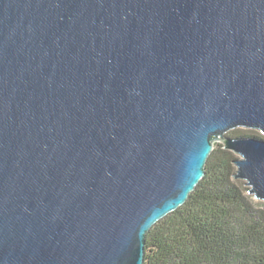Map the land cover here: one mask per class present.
Wrapping results in <instances>:
<instances>
[{"label":"water","instance_id":"1","mask_svg":"<svg viewBox=\"0 0 264 264\" xmlns=\"http://www.w3.org/2000/svg\"><path fill=\"white\" fill-rule=\"evenodd\" d=\"M216 142L264 201V0H0V264H144Z\"/></svg>","mask_w":264,"mask_h":264},{"label":"trees","instance_id":"2","mask_svg":"<svg viewBox=\"0 0 264 264\" xmlns=\"http://www.w3.org/2000/svg\"><path fill=\"white\" fill-rule=\"evenodd\" d=\"M230 132L245 135L239 128ZM236 158L215 143L186 203L148 232L144 264H264V201L234 177Z\"/></svg>","mask_w":264,"mask_h":264},{"label":"rangeland","instance_id":"3","mask_svg":"<svg viewBox=\"0 0 264 264\" xmlns=\"http://www.w3.org/2000/svg\"><path fill=\"white\" fill-rule=\"evenodd\" d=\"M241 133L240 134H248V133H260L259 131L255 130V131H251L252 129H245V128H239ZM231 132H229L228 134L230 135ZM261 134V133H260Z\"/></svg>","mask_w":264,"mask_h":264}]
</instances>
